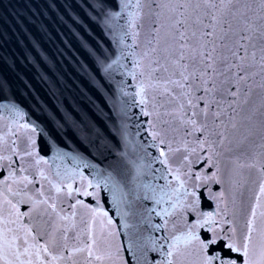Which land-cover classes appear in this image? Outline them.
<instances>
[{"label":"snow or ice","instance_id":"6c2138e0","mask_svg":"<svg viewBox=\"0 0 264 264\" xmlns=\"http://www.w3.org/2000/svg\"><path fill=\"white\" fill-rule=\"evenodd\" d=\"M77 7L110 123L0 78V264H264V0Z\"/></svg>","mask_w":264,"mask_h":264},{"label":"water","instance_id":"95a60500","mask_svg":"<svg viewBox=\"0 0 264 264\" xmlns=\"http://www.w3.org/2000/svg\"><path fill=\"white\" fill-rule=\"evenodd\" d=\"M79 3L0 0V78H6L22 105L37 115L40 107L72 106L84 109L97 122L110 123L109 93L99 83H88L91 76L81 65L90 61L78 44L84 34L95 43H102L103 38L96 24L84 15L87 9L77 7ZM77 16L82 18L80 23H74ZM127 151L129 162L122 166L131 178L135 174L132 162L139 161L131 148ZM150 151L157 155L154 149Z\"/></svg>","mask_w":264,"mask_h":264}]
</instances>
